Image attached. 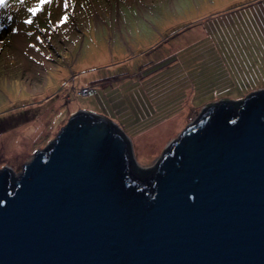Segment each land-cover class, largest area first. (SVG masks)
I'll list each match as a JSON object with an SVG mask.
<instances>
[{"label": "water", "instance_id": "water-1", "mask_svg": "<svg viewBox=\"0 0 264 264\" xmlns=\"http://www.w3.org/2000/svg\"><path fill=\"white\" fill-rule=\"evenodd\" d=\"M133 163L119 126L71 114L19 175L0 168V264H264V88Z\"/></svg>", "mask_w": 264, "mask_h": 264}, {"label": "rangeland", "instance_id": "rangeland-1", "mask_svg": "<svg viewBox=\"0 0 264 264\" xmlns=\"http://www.w3.org/2000/svg\"><path fill=\"white\" fill-rule=\"evenodd\" d=\"M65 2L0 5V168L15 175L79 110L146 168L204 105L264 88V0Z\"/></svg>", "mask_w": 264, "mask_h": 264}, {"label": "built area", "instance_id": "built-area-1", "mask_svg": "<svg viewBox=\"0 0 264 264\" xmlns=\"http://www.w3.org/2000/svg\"><path fill=\"white\" fill-rule=\"evenodd\" d=\"M94 92L95 90L90 86H82L76 91L77 95H92Z\"/></svg>", "mask_w": 264, "mask_h": 264}, {"label": "trees", "instance_id": "trees-1", "mask_svg": "<svg viewBox=\"0 0 264 264\" xmlns=\"http://www.w3.org/2000/svg\"><path fill=\"white\" fill-rule=\"evenodd\" d=\"M133 167H134L135 172L138 173V174H143V173H145L146 171L153 169V168H141V167L137 164V162H136L135 159H134Z\"/></svg>", "mask_w": 264, "mask_h": 264}, {"label": "snow or ice", "instance_id": "snow-or-ice-1", "mask_svg": "<svg viewBox=\"0 0 264 264\" xmlns=\"http://www.w3.org/2000/svg\"><path fill=\"white\" fill-rule=\"evenodd\" d=\"M0 5L6 6V0H0ZM69 5L67 3V0L65 2V8H67ZM34 9L30 8L29 12H32ZM67 17L65 16L64 18H62L61 22H63V19H66ZM31 19H28L25 21V23H31ZM32 47H35V45H32Z\"/></svg>", "mask_w": 264, "mask_h": 264}]
</instances>
